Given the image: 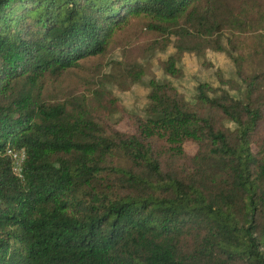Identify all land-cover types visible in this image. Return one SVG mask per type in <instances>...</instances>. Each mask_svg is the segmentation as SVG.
I'll return each instance as SVG.
<instances>
[{
	"label": "trees",
	"instance_id": "obj_1",
	"mask_svg": "<svg viewBox=\"0 0 264 264\" xmlns=\"http://www.w3.org/2000/svg\"><path fill=\"white\" fill-rule=\"evenodd\" d=\"M241 1L0 0V264H264V68L253 55L229 52L238 80L201 81L194 102L152 80L128 130L112 123L110 91L49 87L105 53L134 13L176 32L164 69L179 74L183 50L222 48ZM8 147L25 151L21 175Z\"/></svg>",
	"mask_w": 264,
	"mask_h": 264
},
{
	"label": "rangeland",
	"instance_id": "obj_2",
	"mask_svg": "<svg viewBox=\"0 0 264 264\" xmlns=\"http://www.w3.org/2000/svg\"><path fill=\"white\" fill-rule=\"evenodd\" d=\"M240 4L245 6L238 13L241 24L220 36L222 48L183 50L176 63L181 70L179 74L164 69L165 61L180 42L176 32H171L164 21L134 13L113 29L105 53L80 60V65L66 71L64 77L51 80L49 87L69 97L77 94L92 97L99 90L110 91L120 106L113 110L111 120L122 130L129 129V113H145L152 80L170 81L186 100L194 102L199 82L218 86L220 77L238 80L234 60L229 55L235 49L246 56L253 55L250 62L254 68H264V0H242ZM155 22L167 30L153 28ZM229 91L239 95L236 89ZM185 146L190 153L196 148L193 142H186Z\"/></svg>",
	"mask_w": 264,
	"mask_h": 264
},
{
	"label": "built area",
	"instance_id": "obj_3",
	"mask_svg": "<svg viewBox=\"0 0 264 264\" xmlns=\"http://www.w3.org/2000/svg\"><path fill=\"white\" fill-rule=\"evenodd\" d=\"M7 153L11 155L13 159V169L14 171L18 174L21 175L22 172V166H23V161L25 158V151L23 148L20 149H15L12 147L7 148Z\"/></svg>",
	"mask_w": 264,
	"mask_h": 264
}]
</instances>
